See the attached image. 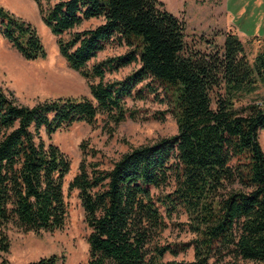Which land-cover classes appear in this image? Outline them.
Listing matches in <instances>:
<instances>
[{"label":"trees","instance_id":"1","mask_svg":"<svg viewBox=\"0 0 264 264\" xmlns=\"http://www.w3.org/2000/svg\"><path fill=\"white\" fill-rule=\"evenodd\" d=\"M34 1L67 65L88 80L90 97L30 106L0 87V258L10 247L7 226L35 233L64 226L70 161L51 136L93 124L99 113L113 124L133 118L125 98L154 94L176 132L131 148L108 168L81 162L69 182L90 229L85 264H164L166 253L190 247L193 258L177 264H264V101H243L264 83V46L250 61L227 30L221 46L189 49L184 21L160 0ZM94 18L102 21L79 28ZM0 35L26 60L45 56L35 28L1 5ZM110 43L128 49L89 65ZM132 63L122 78L105 79ZM179 210L192 237L161 243L165 219ZM58 260L51 254L27 264Z\"/></svg>","mask_w":264,"mask_h":264},{"label":"rangeland","instance_id":"2","mask_svg":"<svg viewBox=\"0 0 264 264\" xmlns=\"http://www.w3.org/2000/svg\"><path fill=\"white\" fill-rule=\"evenodd\" d=\"M54 1L56 0H51V2ZM160 1L168 12L184 21L185 41L189 49L205 51L209 48L208 44L214 47L221 46L226 27H222L219 22L222 16L219 15L220 10L217 6L209 8L210 11H208V5L213 6L211 1L206 3L203 0ZM223 2L228 5L229 20L235 19V22L239 24L238 29L245 34L243 36L245 52L248 59L252 61L264 44L257 48L254 38L246 35L256 34L263 38L264 27H252L250 24L249 20L256 15V11L251 10L250 0L245 5V13L242 17H236L234 13L238 0H223ZM0 5L30 23L39 34L45 50L43 58L26 60L0 35V87L12 94L19 103L30 106L58 97H90L88 80L67 65L58 50L57 37L44 24L36 2L34 0H0ZM101 21V18H94L83 22L79 28L93 27ZM127 49L124 45L106 44L89 65L106 57L121 54ZM137 66L138 63H132L117 71L107 72L105 79H120ZM152 84L155 85L154 82ZM157 91L159 97H163L160 87ZM243 101L263 102L264 83H259L257 89L245 95ZM124 105L134 113L133 118L127 117L113 124L105 114L99 113L93 124L76 122L57 130L51 136L52 142L66 154L70 161L69 171L63 179V194L67 208L64 226L55 231L39 233L24 232L12 225L7 226L6 234L10 247L9 251L1 256L0 262L5 259L6 264H27L56 254L59 257L57 264L86 263L88 257L86 237L90 229L85 221L78 189L68 187L69 182L78 172L80 163L95 162L101 168H108L131 148L172 135L177 129L173 116L169 112L163 113L167 105L160 102L154 94H148L141 99L127 97ZM258 138L264 152V129L259 131ZM168 189L165 187L161 191L167 192ZM161 211L165 214L163 208ZM165 220L167 227L161 233V243L178 244L192 237L183 224L186 221V215L180 210ZM192 258L193 251L190 247L175 256L166 253L162 260L164 264H177Z\"/></svg>","mask_w":264,"mask_h":264},{"label":"crops","instance_id":"3","mask_svg":"<svg viewBox=\"0 0 264 264\" xmlns=\"http://www.w3.org/2000/svg\"><path fill=\"white\" fill-rule=\"evenodd\" d=\"M203 1L204 3H206V1H211L210 3H213V6L208 5L209 6L208 9L209 8L211 9L212 7H216V6L219 8L220 10L219 15L222 16V19L220 17L219 22L221 23L222 27H226V31L227 30L234 31L243 43V36H245V34H242L240 32V30L238 29L239 24L235 22V19H233L232 21L229 20L228 5L226 4V2L224 3L223 0H203ZM248 1L249 0H238V4L236 5L237 8H236V11L234 12L236 17L244 16V13H245L244 8ZM249 5L252 11L254 10L256 11L255 12L256 15L252 16L251 19L249 20L252 27H262V26L264 27V0H250ZM210 9L208 11H210ZM227 27H230V28H227ZM246 36L254 38V40L256 41L255 44L257 45V48H259L262 44H264V37L262 38L256 34H253L251 36L249 35H246Z\"/></svg>","mask_w":264,"mask_h":264}]
</instances>
